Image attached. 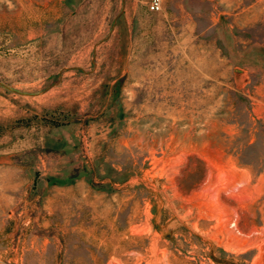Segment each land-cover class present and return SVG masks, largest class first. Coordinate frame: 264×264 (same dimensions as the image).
<instances>
[{"label":"rangeland","instance_id":"1","mask_svg":"<svg viewBox=\"0 0 264 264\" xmlns=\"http://www.w3.org/2000/svg\"><path fill=\"white\" fill-rule=\"evenodd\" d=\"M0 0V264H264V0Z\"/></svg>","mask_w":264,"mask_h":264},{"label":"built area","instance_id":"2","mask_svg":"<svg viewBox=\"0 0 264 264\" xmlns=\"http://www.w3.org/2000/svg\"><path fill=\"white\" fill-rule=\"evenodd\" d=\"M148 7L151 12H160L162 8V0H150Z\"/></svg>","mask_w":264,"mask_h":264}]
</instances>
